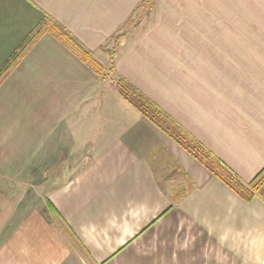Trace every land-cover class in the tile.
Segmentation results:
<instances>
[{"label": "crops", "instance_id": "obj_1", "mask_svg": "<svg viewBox=\"0 0 264 264\" xmlns=\"http://www.w3.org/2000/svg\"><path fill=\"white\" fill-rule=\"evenodd\" d=\"M140 1L0 0V67L45 13L105 65ZM142 24L117 74L253 179L264 0H156ZM73 248L86 264H264V187L245 200L45 33L0 84V264H68Z\"/></svg>", "mask_w": 264, "mask_h": 264}, {"label": "trees", "instance_id": "obj_2", "mask_svg": "<svg viewBox=\"0 0 264 264\" xmlns=\"http://www.w3.org/2000/svg\"><path fill=\"white\" fill-rule=\"evenodd\" d=\"M155 3L156 0H141L123 24L125 28L123 29L122 26L109 37L108 41L112 40L114 46L113 48L107 49L110 57V66L108 69L96 58L93 49L88 48L58 19L49 13H45L40 22L30 31L0 67V84L15 67L21 64L22 59L37 40L45 33H50L74 52L101 78L105 79L110 77L114 80L121 95L138 109L145 118L186 149L193 157L208 168L215 176L229 185L241 197L247 201H250L254 197H262L264 167L253 179L248 182L243 181L223 160L208 149L160 104L149 97L125 76L117 74V43L125 38L129 31L137 26L138 23L154 9Z\"/></svg>", "mask_w": 264, "mask_h": 264}, {"label": "rangeland", "instance_id": "obj_3", "mask_svg": "<svg viewBox=\"0 0 264 264\" xmlns=\"http://www.w3.org/2000/svg\"><path fill=\"white\" fill-rule=\"evenodd\" d=\"M152 12H153V9L149 12V14L146 16V17H144L139 23H138V25L141 23V22H143L144 24H142L143 26H145L147 23H148V21H150L151 20V14H152ZM142 26V27H143ZM136 27V26H135ZM135 27H133L129 32H131V31H133L134 30V28ZM141 27V28H142ZM125 28V26H123V29ZM122 29V30H123ZM118 44V43H117ZM113 41L112 40H110V41H108L106 44H104L102 47H101V49L102 50H105V51H107V49L108 48H113ZM116 51H117V54H118V47L116 48ZM108 52V51H107ZM109 54V53H108ZM98 59V58H97ZM99 60V59H98ZM100 61V60H99ZM106 64H105V66H106V68L108 69L109 68V66H110V57H109V59L107 60V62H105ZM113 82H115L114 80H112ZM71 247H73V246H71ZM72 251H73V253H74V255H71V256H73V258L74 259H71L70 261H69V263L68 264H86V262H83V260H82V258H81V254H80V252L78 253H75V248H73L72 249Z\"/></svg>", "mask_w": 264, "mask_h": 264}]
</instances>
